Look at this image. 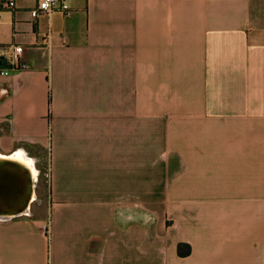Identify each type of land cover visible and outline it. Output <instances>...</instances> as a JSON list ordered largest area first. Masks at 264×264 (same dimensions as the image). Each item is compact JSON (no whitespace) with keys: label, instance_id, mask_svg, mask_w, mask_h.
Returning <instances> with one entry per match:
<instances>
[{"label":"crops","instance_id":"0c3cea01","mask_svg":"<svg viewBox=\"0 0 264 264\" xmlns=\"http://www.w3.org/2000/svg\"><path fill=\"white\" fill-rule=\"evenodd\" d=\"M66 2L0 6V155L37 173L7 216L0 167V264H264V0Z\"/></svg>","mask_w":264,"mask_h":264},{"label":"built area","instance_id":"2783aa9c","mask_svg":"<svg viewBox=\"0 0 264 264\" xmlns=\"http://www.w3.org/2000/svg\"><path fill=\"white\" fill-rule=\"evenodd\" d=\"M0 6L14 11L18 8V0H0ZM54 11H59L68 14L71 8L66 0H35V6L29 10V15L35 19L41 14H49ZM23 46L20 44H13L10 47L8 57L9 67L12 70L18 69L22 65ZM1 74H7V70L0 71Z\"/></svg>","mask_w":264,"mask_h":264},{"label":"bare ground","instance_id":"6f19581e","mask_svg":"<svg viewBox=\"0 0 264 264\" xmlns=\"http://www.w3.org/2000/svg\"><path fill=\"white\" fill-rule=\"evenodd\" d=\"M11 167L21 178L27 182V188L23 199L16 205L11 201L9 205L2 206L3 208L9 209L7 216L17 215L27 210L30 205V201L34 196V189L32 180L36 177V171L34 170L33 164L23 155L13 156H2L0 155V167ZM1 207V205H0ZM1 210V209H0ZM3 214V211H0ZM0 214V215H1Z\"/></svg>","mask_w":264,"mask_h":264},{"label":"rangeland","instance_id":"374dc122","mask_svg":"<svg viewBox=\"0 0 264 264\" xmlns=\"http://www.w3.org/2000/svg\"><path fill=\"white\" fill-rule=\"evenodd\" d=\"M36 152H39L40 154L43 153V159L38 164V167L40 169V175H39L37 192H38V195L42 199L43 205H40V207L43 208L42 210L47 211L48 206H49V203H48V185H49V180H50L49 160H48L46 149L43 151H41V149H39V151L37 150ZM36 206H39V205H36ZM44 207H45V209H44Z\"/></svg>","mask_w":264,"mask_h":264},{"label":"water","instance_id":"95a60500","mask_svg":"<svg viewBox=\"0 0 264 264\" xmlns=\"http://www.w3.org/2000/svg\"><path fill=\"white\" fill-rule=\"evenodd\" d=\"M26 188H27V182L24 180V179H22V192H23V194H22V198H21V200L23 199V197H24V195H25V192H26ZM20 200V201H21ZM19 201V202H20ZM18 202V203H19ZM18 203H15V204H13L12 206H14V205H16V204H18ZM7 210V212L9 211V209H6Z\"/></svg>","mask_w":264,"mask_h":264},{"label":"trees","instance_id":"16d2710c","mask_svg":"<svg viewBox=\"0 0 264 264\" xmlns=\"http://www.w3.org/2000/svg\"><path fill=\"white\" fill-rule=\"evenodd\" d=\"M186 246V249L185 250H182L181 246L179 247V253L180 254H186L188 251H189V245H185Z\"/></svg>","mask_w":264,"mask_h":264}]
</instances>
